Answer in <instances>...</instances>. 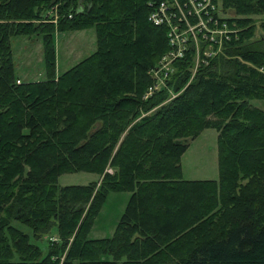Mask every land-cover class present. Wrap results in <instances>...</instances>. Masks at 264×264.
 Masks as SVG:
<instances>
[{"label": "trees", "instance_id": "1", "mask_svg": "<svg viewBox=\"0 0 264 264\" xmlns=\"http://www.w3.org/2000/svg\"><path fill=\"white\" fill-rule=\"evenodd\" d=\"M160 1L0 0V264H264V110L249 102L264 98V38L253 39L264 0H220L212 15L229 38L165 104L195 49L189 40L178 78L143 99L171 49L166 26L148 19ZM52 8L59 31L96 36L57 76ZM33 33L47 78L21 81L11 38ZM206 128L217 131L219 179H183L180 157ZM76 171L102 179L57 184ZM110 191L130 193L124 211L112 236L89 238ZM51 233L60 240L44 251L37 241Z\"/></svg>", "mask_w": 264, "mask_h": 264}, {"label": "rangeland", "instance_id": "2", "mask_svg": "<svg viewBox=\"0 0 264 264\" xmlns=\"http://www.w3.org/2000/svg\"><path fill=\"white\" fill-rule=\"evenodd\" d=\"M51 11L52 13H48V19L47 17H45L44 21L51 22L53 24L52 40L54 46V71L55 75L57 76L59 73L64 72L94 51L96 36L93 27L75 31H59L57 28V16L54 12V8H52ZM226 12L227 14H231L233 16L236 15L232 10H226ZM263 21L264 14H253V39H260L262 37L264 38V29L261 26ZM204 41H206V44L205 47H203L202 51L201 48L198 49L197 47H194L195 50L194 55L192 56L193 58L191 59L192 62H189V64L186 65V67L189 68V77L180 90L176 92L172 89L174 94L178 95L179 93H181L187 85L194 81L196 75L199 72V69L207 66V64L209 63L207 57L202 55V52L204 50H211L213 45L212 43L208 42V40ZM11 45L15 71L21 81L42 80L47 78V68L43 59L42 39L40 35H36L33 33L30 36H14L11 38ZM213 49H215V46L213 47ZM227 55L228 54L226 53L225 56L228 57ZM172 67L173 71L171 72V75L176 76V66L172 65ZM259 69L262 70L263 68ZM158 73H161V71ZM176 77H174L173 79H175ZM163 78H165V75L163 76ZM163 78L161 79L163 80L161 82H163V86H166V82ZM156 81L157 79L154 78L153 83ZM149 97L150 96L145 97L144 95L143 99L145 100ZM169 101L170 100H168V97H166L162 104H165ZM249 102L253 106L264 110V98L252 99L249 100ZM153 109L148 112H142L139 117L148 114ZM136 120H138V118L134 121ZM180 166L181 176L183 179H219L220 171L217 131L214 128H206L202 130L193 140H190L189 145L180 157ZM107 171L111 173L113 169L109 167L107 168ZM101 179L102 175L92 172H67L62 173L58 176L57 184L59 186L85 185L92 181H95L97 182V184H99ZM129 195L130 193L128 192H108L98 211V214L94 219L93 225L88 234L89 238H103L113 235L117 222L124 211ZM27 229L28 228L24 227V230ZM28 232L30 231L28 230ZM42 238L37 241V244L44 251L47 250V244L51 243V241L58 242L60 240L55 233L44 235V237ZM63 257L64 254L61 256V260L63 259Z\"/></svg>", "mask_w": 264, "mask_h": 264}, {"label": "built area", "instance_id": "3", "mask_svg": "<svg viewBox=\"0 0 264 264\" xmlns=\"http://www.w3.org/2000/svg\"><path fill=\"white\" fill-rule=\"evenodd\" d=\"M219 5V0H162L152 8L148 19L156 26H166L171 49L151 71V75L157 81L149 86L145 97L166 88L161 79L165 75L163 79L166 81L173 71V62L184 56L189 40H192L193 46L198 49L200 48L199 35L202 39L216 44L215 49L213 46L211 50L203 51L205 57L214 56L216 52L222 50L223 42L229 38L232 29L227 27L226 23L217 22V19L213 18V11L217 10L220 14ZM160 71L161 73H158ZM169 94L168 100L177 95L173 91H169Z\"/></svg>", "mask_w": 264, "mask_h": 264}]
</instances>
